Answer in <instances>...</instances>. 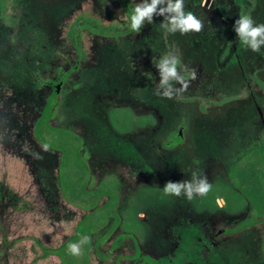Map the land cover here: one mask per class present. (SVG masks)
I'll return each mask as SVG.
<instances>
[{"label":"rangeland","instance_id":"374dc122","mask_svg":"<svg viewBox=\"0 0 264 264\" xmlns=\"http://www.w3.org/2000/svg\"><path fill=\"white\" fill-rule=\"evenodd\" d=\"M140 2L0 0V264H264V47L233 30L264 0H185L204 29L183 35L133 32ZM170 50L197 69L174 99L154 95ZM75 137L88 183L51 149ZM193 170L207 195L164 193Z\"/></svg>","mask_w":264,"mask_h":264},{"label":"clouds","instance_id":"9594fccd","mask_svg":"<svg viewBox=\"0 0 264 264\" xmlns=\"http://www.w3.org/2000/svg\"><path fill=\"white\" fill-rule=\"evenodd\" d=\"M154 16L164 17L159 25L169 34L199 33L204 29V20L192 11H186L185 0H141L135 5L130 16V29L140 32L145 22L153 23ZM235 31L241 45L253 52L259 53L264 47V23H256L248 13H242L235 21ZM159 73V83L154 95L162 98H180L190 87V82L197 79V69L182 64L178 50H170L154 63ZM39 75V73H37ZM150 75V73H146ZM179 85V86H177ZM45 150L47 146H44ZM34 159H41L39 153H33ZM212 189L207 175L201 170H193L190 179L178 182H166L163 191L166 195L185 197H203ZM90 241L84 236L78 243H69L68 251L74 256L82 254V246Z\"/></svg>","mask_w":264,"mask_h":264},{"label":"water","instance_id":"95a60500","mask_svg":"<svg viewBox=\"0 0 264 264\" xmlns=\"http://www.w3.org/2000/svg\"><path fill=\"white\" fill-rule=\"evenodd\" d=\"M58 93L59 90L57 89ZM76 146L71 145L68 141L51 144V149L64 152L61 160L60 179L62 182L73 179L79 183H88L91 178V169L88 162L81 157L80 151L82 144L78 140ZM90 238V237H89ZM90 255L80 258H69L72 264H84L89 260Z\"/></svg>","mask_w":264,"mask_h":264},{"label":"flooded vegetation","instance_id":"af4514ba","mask_svg":"<svg viewBox=\"0 0 264 264\" xmlns=\"http://www.w3.org/2000/svg\"><path fill=\"white\" fill-rule=\"evenodd\" d=\"M53 95H55V99L57 98V95H58V93L55 91V93L53 94ZM54 99V100H55ZM53 103V102H52ZM76 138V137H75ZM78 140H80V138H76V143L73 145V146H76L79 142H78ZM80 142H81V140H80ZM173 143V141L171 142V144ZM81 144H82V142H81ZM172 147H173V145H172ZM82 151H83V145H82V148H81V151H80V155H81V157H83L82 155ZM61 153H62V157H63V155H64V153L62 152V151H60ZM84 158V157H83ZM85 159V158H84ZM62 160V159H61ZM86 160V159H85ZM87 161V160H86ZM88 162V161H87ZM89 164V163H88ZM60 167H61V164H60ZM90 169H91V167H90ZM59 175H60V169H59ZM151 176L152 175H155V176H159V175H157V171H154V172H152L151 174H150ZM103 227V226H102ZM90 240H91V237H90ZM68 264H72V263H68Z\"/></svg>","mask_w":264,"mask_h":264},{"label":"trees","instance_id":"16d2710c","mask_svg":"<svg viewBox=\"0 0 264 264\" xmlns=\"http://www.w3.org/2000/svg\"><path fill=\"white\" fill-rule=\"evenodd\" d=\"M54 99H55V95H53V98H52V100L54 101ZM49 108V107H48Z\"/></svg>","mask_w":264,"mask_h":264}]
</instances>
